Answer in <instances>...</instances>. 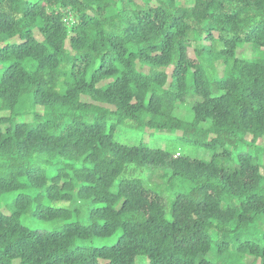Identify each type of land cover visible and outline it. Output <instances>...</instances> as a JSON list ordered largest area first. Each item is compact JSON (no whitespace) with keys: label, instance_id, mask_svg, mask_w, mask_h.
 Returning a JSON list of instances; mask_svg holds the SVG:
<instances>
[{"label":"trees","instance_id":"1","mask_svg":"<svg viewBox=\"0 0 264 264\" xmlns=\"http://www.w3.org/2000/svg\"><path fill=\"white\" fill-rule=\"evenodd\" d=\"M1 113L0 264H264V238L244 237L264 219V161L221 163L264 138V0H0ZM125 121L214 153L118 143ZM129 165L191 183L170 219ZM72 200L92 204L87 225L52 204Z\"/></svg>","mask_w":264,"mask_h":264},{"label":"rangeland","instance_id":"2","mask_svg":"<svg viewBox=\"0 0 264 264\" xmlns=\"http://www.w3.org/2000/svg\"><path fill=\"white\" fill-rule=\"evenodd\" d=\"M191 2L192 0H177L178 5H187ZM188 54L191 58H194L195 56L192 49L188 50ZM253 54L255 55V53H251L248 47H244L243 49L240 48L237 52L238 56H242L244 58H252ZM195 100L196 98L194 96L189 95L184 104L176 106L174 115L186 122L192 121L193 114L191 106ZM3 115H6V113L0 114V116ZM112 137L116 142L129 146L137 145L141 141H144V143L149 147L160 148L174 156H187L194 159L210 160L212 154L214 153L213 149H207L189 141L180 139L177 132H155L144 138V131L135 128L131 125L130 121L117 124ZM263 151L264 138L259 139L255 144L251 145L248 143L239 144L238 146L231 148V155L229 159L221 161V163H224L226 166H232L236 161V154L239 152L250 153L254 156H257L258 154L259 162L264 161ZM126 170L127 171L124 176L131 179H138L144 188L151 190L154 194L162 198L166 219L171 218V207L175 196L189 194L192 187L188 180L180 177H172L171 171L166 167L129 165ZM262 174L264 175V170H262ZM112 190H115V187L112 188ZM12 197L13 195H9L7 200ZM2 203H4V199L2 200ZM52 204L54 207H67L73 211L72 220L79 221L84 225L89 223L88 211L93 207L90 201L72 200L71 202H53ZM46 228L51 229V224L46 223ZM118 236L119 233L107 239H95L94 244L100 246H111L115 243ZM244 237L259 240L264 238V219L262 216L258 217L257 222L251 231ZM136 262L138 264H142L145 262V258L138 256L136 257Z\"/></svg>","mask_w":264,"mask_h":264}]
</instances>
